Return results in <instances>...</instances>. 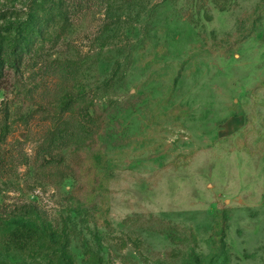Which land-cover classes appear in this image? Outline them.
<instances>
[{
  "label": "rangeland",
  "instance_id": "rangeland-1",
  "mask_svg": "<svg viewBox=\"0 0 264 264\" xmlns=\"http://www.w3.org/2000/svg\"><path fill=\"white\" fill-rule=\"evenodd\" d=\"M60 8L0 75V264H264V0Z\"/></svg>",
  "mask_w": 264,
  "mask_h": 264
},
{
  "label": "trees",
  "instance_id": "trees-1",
  "mask_svg": "<svg viewBox=\"0 0 264 264\" xmlns=\"http://www.w3.org/2000/svg\"><path fill=\"white\" fill-rule=\"evenodd\" d=\"M62 1L44 0L45 6L42 7V4L37 12L29 16L27 21L16 23L0 32V75L3 66L18 67L26 53L32 50L36 41L44 40L45 32L57 18L64 14L60 8ZM84 129L89 128L85 127ZM24 229L20 227L9 235L18 234V231L22 232ZM27 229L30 230V228Z\"/></svg>",
  "mask_w": 264,
  "mask_h": 264
}]
</instances>
